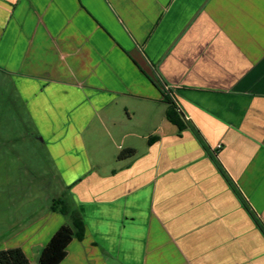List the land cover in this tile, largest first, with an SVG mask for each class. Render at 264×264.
I'll return each instance as SVG.
<instances>
[{
  "label": "crops",
  "instance_id": "0c3cea01",
  "mask_svg": "<svg viewBox=\"0 0 264 264\" xmlns=\"http://www.w3.org/2000/svg\"><path fill=\"white\" fill-rule=\"evenodd\" d=\"M164 89L264 223V0H0V153L17 144L3 116L22 107L34 128L10 204L0 190V251L39 264L68 193L86 235L60 264H264V233L192 129L160 121L141 155L118 145L136 151L121 163L83 140ZM51 164L61 187L40 204Z\"/></svg>",
  "mask_w": 264,
  "mask_h": 264
},
{
  "label": "rangeland",
  "instance_id": "374dc122",
  "mask_svg": "<svg viewBox=\"0 0 264 264\" xmlns=\"http://www.w3.org/2000/svg\"><path fill=\"white\" fill-rule=\"evenodd\" d=\"M10 100V99H4V101ZM14 101V100H13ZM8 102V101H7ZM129 113L122 110V116L125 119V123H120L117 125L115 129L114 127L111 128L109 126V129L104 128H98L96 130H88L84 132L83 134V140L85 142H102L104 144H114L115 152L116 154L120 155L121 151L118 150V145H123V142H131L133 146H135V149L138 151L139 155L147 151L148 146V138L150 136H159L157 133L154 132L153 127L156 125H159L160 121H163L164 123L167 122L166 119V110L167 105L162 104H156L151 101H144V100H137V99H130L129 100ZM22 107L18 108V113H16L14 116L11 115H5L3 116L2 121V130H8L10 132H3L1 136L4 138L7 137L8 134H11L12 136V142H16L14 146L20 147V145L31 144L33 142L29 136L28 132L31 133V130L34 128L32 126V122L28 119V117L23 114ZM11 110V109H10ZM13 112H17V109H13ZM130 119V120H129ZM123 129V130H122ZM125 129V130H124ZM35 133V132H34ZM128 133V138L123 140L122 135ZM32 134V133H31ZM35 142H38L36 139ZM130 144V143H129ZM130 144L131 147H133ZM109 145H106L109 146ZM14 146L11 147H4L2 149L3 154L0 153V190L3 191L4 195L2 196V204H10L11 199H8L10 196H6L7 194V188L12 186V183H17L16 180V161L13 160L14 155ZM130 146H127L128 148ZM12 151V153H11ZM37 155V154H36ZM118 163H121L122 161L117 158ZM47 162V161H46ZM38 161L36 160L34 165H38ZM118 163L116 162L114 165L117 167ZM22 165V163H18V165ZM48 163L46 164V166ZM44 170L45 174H44ZM54 166L51 164L49 168L45 167L42 168L41 171L36 170V179H35V186L36 188L45 186L46 192L39 196V199H36V202H40V204H43L44 199L46 198V203L50 197H54V192L57 191L61 186L59 184V180L55 181L53 179V175L55 172L53 171ZM43 171V172H42ZM39 175V176H38ZM52 186H50V184ZM6 192V193H5ZM68 192V191H67ZM62 197V196H60ZM57 197V198H60ZM53 199V198H51ZM56 199V198H55ZM53 201V200H51ZM1 202V200H0Z\"/></svg>",
  "mask_w": 264,
  "mask_h": 264
},
{
  "label": "trees",
  "instance_id": "16d2710c",
  "mask_svg": "<svg viewBox=\"0 0 264 264\" xmlns=\"http://www.w3.org/2000/svg\"><path fill=\"white\" fill-rule=\"evenodd\" d=\"M170 93L171 92L169 90H163V103L167 105L166 119L168 122L177 128L179 136H181L182 132L186 131L187 129H192L195 136L200 141L204 149L209 153L222 175L227 179L238 196L242 198L244 207L264 233V223L261 221V219L250 206L249 202L242 196L236 185L229 177L218 158L217 152H214L211 149L198 128L193 125L192 122L187 120L184 111L171 98ZM158 140V136H152L149 138L148 144L152 145ZM135 155L136 151L134 149H125L120 153L118 159H130ZM51 210L55 213L61 214L68 223L63 225L54 234L49 243L43 249L39 258V264H60L68 254V246L74 240L83 241L86 235V225L84 219L73 200L69 197L68 193H65L60 198L54 199L51 204ZM0 264H28V259L23 250L20 248L3 250L0 251Z\"/></svg>",
  "mask_w": 264,
  "mask_h": 264
},
{
  "label": "built area",
  "instance_id": "2783aa9c",
  "mask_svg": "<svg viewBox=\"0 0 264 264\" xmlns=\"http://www.w3.org/2000/svg\"><path fill=\"white\" fill-rule=\"evenodd\" d=\"M220 148H221V146L219 145V146H218V149H220ZM213 151H214V152H217V150H213Z\"/></svg>",
  "mask_w": 264,
  "mask_h": 264
}]
</instances>
